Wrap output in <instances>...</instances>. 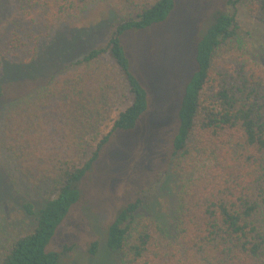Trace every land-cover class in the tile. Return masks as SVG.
<instances>
[{
  "label": "trees",
  "instance_id": "trees-1",
  "mask_svg": "<svg viewBox=\"0 0 264 264\" xmlns=\"http://www.w3.org/2000/svg\"><path fill=\"white\" fill-rule=\"evenodd\" d=\"M96 1L16 0L21 14L41 16L48 27L76 20ZM222 1L223 10L195 45V70L177 110L172 168L189 177L178 191L171 224L137 217L140 198L128 202L106 228L105 246L118 264H264V68L243 47L231 45L237 25L229 12L245 3L248 13L264 23V0ZM176 4L156 0L135 17L122 18L104 47L71 63L79 71L63 88L13 96L21 98L5 117V150L27 182L54 196L36 214L31 204L23 206L27 215L36 216L35 226L12 241L0 264H59L76 249V240L59 251L47 248L79 202L78 185L102 150L117 132L133 131L148 109L147 91L130 69L121 37L166 21ZM102 56L114 65L100 62ZM0 71V100L19 81L36 76L29 62L10 63L2 56ZM116 97H130V104L113 119L107 107ZM108 98L112 101L97 110ZM86 137L94 146L83 159ZM10 195L0 190V198ZM97 251L98 242L92 241L89 256Z\"/></svg>",
  "mask_w": 264,
  "mask_h": 264
},
{
  "label": "rangeland",
  "instance_id": "rangeland-1",
  "mask_svg": "<svg viewBox=\"0 0 264 264\" xmlns=\"http://www.w3.org/2000/svg\"><path fill=\"white\" fill-rule=\"evenodd\" d=\"M155 1L139 0L134 4L130 0H97L76 20L48 27L41 16L30 19L21 14L16 0H0V56L10 63L29 62L36 73L34 78L19 81L17 89L11 87L9 97L0 100V190L4 192L5 188L11 193L7 199L0 198V259L14 239L35 226L36 216L27 215L23 206L31 204L36 214L44 201L54 196L47 188H34L27 182L5 150V117L21 98L13 96L29 92L36 97L45 89L63 88L79 71L71 63L92 49L104 47L114 25L122 18L135 17ZM220 10L222 0H177L166 21L122 35L130 69L147 91L148 109L133 131L113 136L78 185L80 200L47 248L59 251L69 240L78 242L59 264H118V257L105 246L106 228L116 213L135 198L141 200L137 217L171 224L178 191L189 177L172 168L171 141L177 127V110L195 70V45ZM229 12L237 25V39L231 45L243 47L251 61L264 68V23L248 13L245 3H237ZM100 62L114 65L108 56H102ZM129 99L101 100L96 109L102 111L111 102L107 115L115 119L130 104ZM85 142L83 159L89 157L94 146L89 137ZM92 241L98 242L94 257L88 254Z\"/></svg>",
  "mask_w": 264,
  "mask_h": 264
}]
</instances>
